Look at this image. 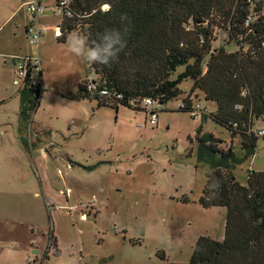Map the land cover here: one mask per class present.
Returning a JSON list of instances; mask_svg holds the SVG:
<instances>
[{
	"label": "rangeland",
	"instance_id": "1",
	"mask_svg": "<svg viewBox=\"0 0 264 264\" xmlns=\"http://www.w3.org/2000/svg\"><path fill=\"white\" fill-rule=\"evenodd\" d=\"M24 1L0 0V253L15 241L19 264H57L60 257L78 264H186L200 237L223 242L227 208L200 204L215 171L198 163L197 129L202 125L239 156L243 134L178 110L187 97L208 118L217 109L203 93H191V79L155 126L145 110L99 108L82 96L99 80L93 67L59 42V0H42L38 18L47 33L39 47L26 39L31 17L21 9ZM214 31L216 49L229 36ZM21 48L42 57L45 85L25 131L21 86L12 82L17 70L7 56ZM183 71L178 67L172 79ZM257 146L256 156L232 172L244 186L251 170L264 171L262 137Z\"/></svg>",
	"mask_w": 264,
	"mask_h": 264
},
{
	"label": "trees",
	"instance_id": "2",
	"mask_svg": "<svg viewBox=\"0 0 264 264\" xmlns=\"http://www.w3.org/2000/svg\"><path fill=\"white\" fill-rule=\"evenodd\" d=\"M70 9L72 17L64 10L59 26L62 43L78 28L90 40L106 28H128L127 46L117 61L91 64L99 78L93 80L97 90H109L110 97L90 93L85 86V99L94 98L99 108L118 110L123 105L142 110L130 101L149 97L163 109L191 79V93H203L217 109L208 118L200 103L197 110L187 97L178 110L192 116L196 112L233 134H243L239 156L233 145L221 148L223 141L205 133L202 125L197 129L198 163L215 171L200 204L206 209L227 208V235L223 242L200 237L186 264H264V171L251 170L247 186L232 174L256 156L259 137L264 139L253 132L255 122L264 121V48H259L264 39V0H72ZM215 28L227 33L225 45L234 43V50L225 45L213 49ZM178 67L184 71L172 79ZM40 99L41 94L29 100L22 91L21 115L30 118Z\"/></svg>",
	"mask_w": 264,
	"mask_h": 264
},
{
	"label": "built area",
	"instance_id": "3",
	"mask_svg": "<svg viewBox=\"0 0 264 264\" xmlns=\"http://www.w3.org/2000/svg\"><path fill=\"white\" fill-rule=\"evenodd\" d=\"M252 2L253 0H248ZM59 6H61L68 17H72V11L70 9V2L61 0L59 1ZM108 6H103L104 11L108 10ZM22 9L31 17L27 22L25 28V34L27 42L30 46L39 47L41 45L42 39L47 33V29L39 21V14L43 11L42 0H25L22 4ZM251 21H248V25ZM60 29V28H59ZM262 46L259 48H264V39L262 41ZM256 51V49H255ZM16 64V75L19 79L16 82V85L21 86V91H25L28 95V99L32 100L36 98L39 94H43L45 91L44 82H40L43 79V62L40 55H25L20 57H15ZM87 90L90 93H96L101 97H110V92L107 89L97 90V87L93 80L87 84ZM95 94V95H96ZM121 98V96H118ZM130 104L135 107H139L142 110H145L148 115L147 122L153 126L157 125L158 121V111L162 109V104L154 101L152 98L144 99H132ZM29 107L31 104H27ZM200 105H196V109H200ZM36 109L31 110L35 111ZM193 116H197L196 112ZM253 132H257L259 136H264V128L256 130L253 128ZM50 203L48 202V205Z\"/></svg>",
	"mask_w": 264,
	"mask_h": 264
},
{
	"label": "clouds",
	"instance_id": "4",
	"mask_svg": "<svg viewBox=\"0 0 264 264\" xmlns=\"http://www.w3.org/2000/svg\"><path fill=\"white\" fill-rule=\"evenodd\" d=\"M126 19L127 17H122V20ZM127 31L126 25H122L121 28H106L90 40L87 33L74 30L67 37L68 51L89 64L110 65L118 60L119 54L126 48ZM17 247V242H9L4 252L0 253V264H19L16 260ZM57 264H78V258L60 257Z\"/></svg>",
	"mask_w": 264,
	"mask_h": 264
},
{
	"label": "crops",
	"instance_id": "5",
	"mask_svg": "<svg viewBox=\"0 0 264 264\" xmlns=\"http://www.w3.org/2000/svg\"><path fill=\"white\" fill-rule=\"evenodd\" d=\"M22 9V8H21ZM20 9V10H21ZM19 10V11H20ZM22 11H24L23 9H22ZM29 21V20H28ZM27 25V24H26ZM59 27V26H58ZM25 28H26V26H25ZM25 28H24V32H25ZM26 35V34H25ZM26 53H28L27 51H25V50H23L22 48L21 49H18V52L17 53H14V54H9V55H7L8 57L10 56V58L11 57H13V65L14 66H16V62H15V57H20V56H25L24 54H26ZM28 55V54H27ZM12 59V58H11ZM15 68V67H14ZM15 70V69H14ZM19 79L17 78V75H16V73H15V77H14V79H13V84L14 85H16V82L18 81ZM19 86V85H18ZM38 107H40V104H39V106ZM37 107V108H38ZM37 110V109H36ZM29 114H31V112H29ZM21 117H23L22 118V122L24 123V125H19V127L20 128H22L23 127V131H25V128H26V125H27V122H28V120H29V117L27 118V116H23V115H21ZM22 131V133H25L26 134V132H23ZM21 132V131H20Z\"/></svg>",
	"mask_w": 264,
	"mask_h": 264
}]
</instances>
